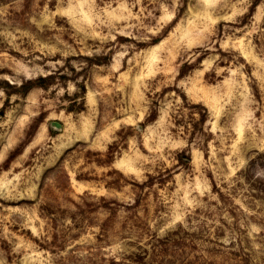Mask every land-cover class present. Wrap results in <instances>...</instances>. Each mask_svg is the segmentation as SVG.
I'll return each instance as SVG.
<instances>
[{
  "label": "rangeland",
  "instance_id": "1",
  "mask_svg": "<svg viewBox=\"0 0 264 264\" xmlns=\"http://www.w3.org/2000/svg\"><path fill=\"white\" fill-rule=\"evenodd\" d=\"M0 264H264V0H0Z\"/></svg>",
  "mask_w": 264,
  "mask_h": 264
},
{
  "label": "water",
  "instance_id": "2",
  "mask_svg": "<svg viewBox=\"0 0 264 264\" xmlns=\"http://www.w3.org/2000/svg\"><path fill=\"white\" fill-rule=\"evenodd\" d=\"M54 125L57 126V127H60L61 126V124L58 123V122H54Z\"/></svg>",
  "mask_w": 264,
  "mask_h": 264
}]
</instances>
